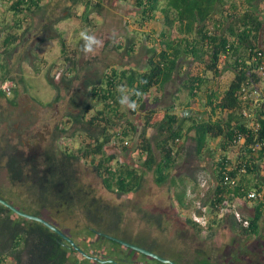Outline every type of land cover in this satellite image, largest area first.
<instances>
[{"label": "trees", "instance_id": "1", "mask_svg": "<svg viewBox=\"0 0 264 264\" xmlns=\"http://www.w3.org/2000/svg\"><path fill=\"white\" fill-rule=\"evenodd\" d=\"M71 1L85 4L83 14L86 18L91 2ZM259 1L134 0L138 29L144 34L148 25L159 20L161 29L148 30L155 40L144 70L110 67L100 82L85 84L95 106L81 110L75 118V125L84 135L76 154L54 150L35 157L19 154L7 142L0 145V173H4L7 180L0 186V195L11 196L9 193L16 192L17 188L29 190L31 200L23 204L35 213L30 215L55 228L54 221L60 222L56 214L65 208L73 214L72 221H80L82 233L77 231L78 227L74 228L78 233L60 230L61 224L67 221L60 222V229H57L77 248L81 244L84 249L81 246L79 249L87 256L95 257L89 255L90 247L103 242L108 244L110 254L106 259L98 257L104 263L87 258L44 224L20 217L0 204V264H5L8 258L13 264H89L91 260L95 264H132L137 256L134 253L138 252L125 248L131 261L126 256L111 257L114 253L122 255L120 250L124 247L107 238L111 236L133 244L121 236L124 209L85 185L78 165L80 161H91L101 186L116 198L135 193L142 185V173L117 161L116 156L117 152L128 149L124 141L135 138V152L142 160V167L153 172L154 183L160 186L171 179L187 140L192 141L195 155L199 157L207 152L208 158L214 160L215 153H220L211 172L208 229L212 222L220 224L227 219L238 232L258 235L264 201L254 207L247 228H240L221 215L235 200L245 202L246 195L252 191L249 176L256 177L257 172L264 170V78L256 73L264 63V9L260 8ZM42 2L0 1L12 17L0 41V52H7L21 41L23 33L27 32L24 25L28 17L41 8ZM94 6L99 7L98 4ZM74 18L79 20L80 16ZM117 46V49L124 47L122 42ZM128 48V54L134 52L132 47ZM61 50L64 67H68L66 72L76 75L78 52L69 53L63 42ZM0 69L6 72V66L1 63ZM179 74L184 77L181 92L186 94V103L182 111L186 114L160 106L168 85ZM223 79L227 80L225 85L220 84ZM244 85L260 91L257 102L242 99ZM0 95L4 94L0 92ZM122 96L135 102V109L128 108L131 114L140 112V130L125 121V114L120 112L124 105L120 103ZM107 147H110L108 153ZM227 153L236 157L234 165L226 158ZM231 181L236 182L234 186L228 183ZM184 196V193L176 196L177 204L182 207ZM11 200L4 199L13 206ZM185 224L196 232L203 230L190 219L186 218ZM72 236L79 238V244ZM88 237L97 238V241L88 243ZM134 244L152 251L145 245ZM73 254H80V260ZM198 263L208 262L203 259Z\"/></svg>", "mask_w": 264, "mask_h": 264}, {"label": "rangeland", "instance_id": "2", "mask_svg": "<svg viewBox=\"0 0 264 264\" xmlns=\"http://www.w3.org/2000/svg\"><path fill=\"white\" fill-rule=\"evenodd\" d=\"M89 1L91 3L89 2L88 14L85 18L84 3L74 4L71 0H43L41 8L28 17L24 25L27 32L23 33L21 41L7 52H0V63L6 66L5 73L0 69V92L4 94L0 95V145L7 142L15 149L16 145H19L12 124L16 108L7 111L4 105L7 101L18 98L27 100L28 97L34 106L33 110H38L39 114H57L60 124L67 122L63 132L57 135L55 150L76 154L84 140V135L79 130V126L75 125V118L72 115L95 106L89 98L85 84L100 82L110 67L119 69L132 67L139 71L144 70L146 57L155 40V36L148 30L151 28L156 31L157 28L160 31V20L148 25L149 28L143 34L136 23L139 19L134 8V0ZM95 4L99 7L95 8ZM74 16H80V19ZM11 19L6 8L0 5V41L8 31L7 26ZM81 32L94 35L102 42V46L91 53H85L83 51L85 41L80 36ZM61 42L65 43L69 53L73 52V48L78 52L77 59L80 60V66L74 76L68 74L64 67ZM118 42H122L124 47L117 49ZM128 47H132L134 52L128 54L130 53ZM183 80V74H179L177 79L168 85L161 107L172 108L175 113L183 112V105L186 103V94L181 92ZM70 81L71 84L68 83ZM226 81L223 79L220 84L225 85ZM5 87L9 92L3 89ZM67 93L76 100L78 103L76 106L66 108L62 105L60 100ZM120 112L125 114V121L140 130L142 124L140 112L131 114L126 104L121 107ZM123 125L122 123L121 126ZM136 142L137 138L128 140L126 152L116 153L117 161L130 165L142 173V185L135 193L116 198L114 194L107 192L94 174L91 161L79 162L82 182L91 186L98 196L113 201L124 209L122 237L144 244L153 252H159L175 263L179 261L180 264H195V262L199 264L198 262L205 258L202 252L208 250L210 229L196 232L185 224V219H190L191 214L198 211V206L208 207V197L213 184L208 167V153L201 157L195 155L192 141L187 140L185 151L178 159L171 179L160 186L154 183L153 172L146 171L142 167V160L135 152ZM109 150L110 147H107V153ZM5 183H7L6 176L0 173V186ZM28 192L27 189L17 188L16 192L9 193L11 196L0 195V198H3L2 200L11 198L13 207L23 210L24 213L35 214L27 204H23L31 200ZM182 193L185 194L184 207L176 202V196ZM58 212L56 219L60 222L67 221L61 224L62 229L60 222L54 221L53 224L58 229L63 232L73 230L82 233L80 221H72L73 214L70 215L65 208H61ZM44 214L43 217L47 218ZM224 222L220 224L212 222L214 239L219 245L236 234V229L230 225V221L226 223L229 228L224 226ZM77 227L80 230H74ZM263 227L264 223L259 227L260 234L264 231ZM72 239L76 244L79 242L78 237L72 236ZM263 239L262 233L260 240ZM87 241L93 243L97 238L88 237ZM80 246L83 247L81 244ZM108 247L105 242L100 246L90 247L89 255L106 259L110 254ZM120 254L122 255L114 253L111 257H127L128 252L122 248ZM134 255L137 256L132 261L129 256L127 257V260L133 262L132 264H163L142 257L138 253ZM72 256L80 260V254ZM95 263L93 260L89 262V264ZM5 264H13V262L8 258ZM233 264H264V249L258 246L256 250H251L243 245Z\"/></svg>", "mask_w": 264, "mask_h": 264}, {"label": "flooded vegetation", "instance_id": "3", "mask_svg": "<svg viewBox=\"0 0 264 264\" xmlns=\"http://www.w3.org/2000/svg\"><path fill=\"white\" fill-rule=\"evenodd\" d=\"M79 66H80V61H79ZM71 82L72 81L68 83L71 84ZM22 99L18 98L16 100L7 101L6 104L4 105L6 106L5 109L7 111H9V109L11 108H16L15 114L13 115L12 124L14 127V132L16 135L17 142L19 143V145L15 144L17 146L16 147L17 152L19 154L33 155L35 157L43 154L53 153L56 147L55 145L57 141V135L63 132V129L67 125L65 123L67 122H63L60 124V120L58 119L57 114L56 115L52 113L48 115L39 114L37 112L38 110L37 111L33 110L34 106L31 104L30 99L28 97L27 100H22ZM60 102L62 103L63 106H66V108H69L71 106H76V104H78L76 103V100L73 98V96H71L68 93L62 96ZM56 112L58 113V111ZM79 113L80 112H78L77 114L73 113L72 117L77 118ZM251 215L252 214H250V216ZM227 217L231 221H233L230 215H228ZM263 223H264V218H262L260 222V227L261 224ZM260 232L261 231L259 230L258 235L255 236V235H244L238 232V230H236V234L231 235V237H229L228 240L222 246L223 247L222 248L223 258L221 260L222 264H233L234 258H236L239 255L243 245H245L247 248L251 250L254 249L256 250L258 246L264 249V239L260 240V236L262 233L264 234V231L261 234ZM131 242H133V244L136 243V241H131ZM145 247L148 246L145 245ZM155 254L160 255L161 253L156 252ZM202 254L206 256L207 251H203ZM203 258L201 260H203ZM176 264H180L179 261H177ZM195 264H197V262H195Z\"/></svg>", "mask_w": 264, "mask_h": 264}, {"label": "built area", "instance_id": "4", "mask_svg": "<svg viewBox=\"0 0 264 264\" xmlns=\"http://www.w3.org/2000/svg\"><path fill=\"white\" fill-rule=\"evenodd\" d=\"M256 73H257V76H259L260 78H264V63L257 68ZM3 89L5 91L9 92V89L7 90L6 87ZM241 97L245 101L249 100V99H253V100H255V102H257L258 98L260 97V91L258 89L244 85L241 89ZM244 115L249 117L247 112H244ZM124 145L128 146L129 143L124 142ZM262 145H264V143ZM225 180L229 181V178L226 177ZM228 183H230L231 186H234L236 182L231 181ZM263 197H264V195L261 194V192H258L256 190H252L246 195L245 202L235 200L234 202L230 203V205H228L226 207V209L223 210L224 213H222L221 216L230 215L238 227L247 228L249 226V220L251 218L250 214L252 211H250L249 208L243 209V207L245 205H248L249 202H256V201L262 199ZM241 206H242V208H241ZM207 208L208 207L201 208V206H198V208H197L198 211L193 212L190 216V219L194 223H196L200 228H203L204 230L207 229L209 226V214L210 213L208 212L209 210H207Z\"/></svg>", "mask_w": 264, "mask_h": 264}, {"label": "crops", "instance_id": "5", "mask_svg": "<svg viewBox=\"0 0 264 264\" xmlns=\"http://www.w3.org/2000/svg\"><path fill=\"white\" fill-rule=\"evenodd\" d=\"M239 1V0H238ZM259 6L261 9H264V2L262 0H260L259 2ZM56 6V5H55ZM75 50V48H73V51ZM79 67V65H78ZM68 67H66L67 69ZM262 90V87L260 88ZM220 156V153H215V156H214V160L212 158H208V167H209V170L212 172L213 170V165H214V162H216L218 160ZM226 158L228 159V161H230V164L231 165H234V163L236 162V157H234L231 153H227L226 154ZM264 170L263 171H259L257 172V175L256 177L254 176H249V184L250 186L252 187L251 190H257L258 189V192H261V194L264 195ZM211 182H212V176H211ZM264 201V197L256 202H250L248 203V205H245L243 207V209H247L249 208L250 211L253 212L254 210V207L257 206L258 203H261ZM243 206V205H242ZM241 206V208H242ZM224 213V212H223ZM225 217V216H224ZM264 218V216H263ZM228 222V220L226 219L225 222H224V226L226 228H229L228 227V224L226 225V223ZM213 225L211 223V227H210V234H209V238H210V243H208V250H207V254L205 256V260L206 262H208L207 264H222V246L223 244L221 243L220 245L217 244L215 242V239H214V230H213ZM224 228V230L226 229ZM227 230V229H226Z\"/></svg>", "mask_w": 264, "mask_h": 264}, {"label": "water", "instance_id": "6", "mask_svg": "<svg viewBox=\"0 0 264 264\" xmlns=\"http://www.w3.org/2000/svg\"><path fill=\"white\" fill-rule=\"evenodd\" d=\"M0 204L9 208L12 212H14L15 214L19 215L20 217H23V218H26L28 220H33V221H37L39 223H42L44 224L46 227H48L50 230H52L53 232L57 233L58 235L62 236L65 240H67L68 243L71 244V246L76 249L79 253L83 254L85 257L87 258H92L94 259L95 261H98L100 263H104L103 260L99 259L98 257H89L87 256L86 254H84L79 248L76 247L75 243L70 239L68 238L67 236H65L60 230H58L57 228H55L54 226H52L50 223L46 222L45 220L37 217V216H34V215H30V214H27V213H24L18 209H16L15 207H13L12 205H10L8 202L0 199ZM107 238H109L110 240H113L119 244H121L123 247L125 248H128L130 250H134L148 258H151V259H154V260H157L163 264H176L174 261L172 260H169V259H166L164 257H161L160 255L158 254H155L154 252L150 251V250H147L145 248H142V247H139L137 245H134V244H130L128 242H125L123 240H120V239H117V238H114V237H111V236H107Z\"/></svg>", "mask_w": 264, "mask_h": 264}, {"label": "clouds", "instance_id": "7", "mask_svg": "<svg viewBox=\"0 0 264 264\" xmlns=\"http://www.w3.org/2000/svg\"><path fill=\"white\" fill-rule=\"evenodd\" d=\"M80 36L82 39L85 41V44L83 46V51L85 53H91L93 52L96 48L102 46V42L99 41L94 35H89L86 32H81ZM80 61V60H79ZM123 92V88L121 89ZM121 104H128V107L135 109L136 104L135 102H129L127 96H122L120 99ZM250 203V202H249ZM252 214V212H251ZM224 217V216H223ZM192 221V220H191ZM234 221V220H233ZM235 222V221H234ZM236 224V223H235Z\"/></svg>", "mask_w": 264, "mask_h": 264}, {"label": "bare ground", "instance_id": "8", "mask_svg": "<svg viewBox=\"0 0 264 264\" xmlns=\"http://www.w3.org/2000/svg\"><path fill=\"white\" fill-rule=\"evenodd\" d=\"M125 142V141H124Z\"/></svg>", "mask_w": 264, "mask_h": 264}]
</instances>
